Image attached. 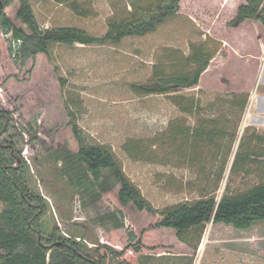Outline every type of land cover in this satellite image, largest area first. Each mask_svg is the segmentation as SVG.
Wrapping results in <instances>:
<instances>
[{"label": "rangeland", "instance_id": "obj_1", "mask_svg": "<svg viewBox=\"0 0 264 264\" xmlns=\"http://www.w3.org/2000/svg\"><path fill=\"white\" fill-rule=\"evenodd\" d=\"M29 1L41 28L74 27L100 37L111 18H126L161 0H74L90 13L87 17L58 0ZM244 3L184 0L177 14L145 36L118 43L54 44L53 63L38 60L33 88L6 70L0 109L14 112L12 129L2 140L26 161L27 186L45 201V234L57 228L65 237L84 235L87 254L94 257L99 244L126 246L124 235L118 236L121 245L113 238L121 221L137 230L152 225L131 210L124 217L110 212L117 206L114 193L104 195L112 184L109 174L91 173L65 148L66 143L76 148L66 127L68 108L85 143L111 150L130 181L160 211L202 198L220 201L264 183V27L256 20H235ZM198 47L214 57L199 85L177 94L198 103L193 114L173 103L174 94L134 92L155 73L191 70L186 59ZM58 77L64 79L62 88ZM185 128L184 136L173 137ZM129 140L157 143L151 149L154 162L131 160L123 150ZM158 233L144 235L157 248L144 250L153 255L144 264H264V222L248 230L210 223L202 234L189 232L187 239L199 246L195 256L165 250L173 234Z\"/></svg>", "mask_w": 264, "mask_h": 264}, {"label": "trees", "instance_id": "obj_2", "mask_svg": "<svg viewBox=\"0 0 264 264\" xmlns=\"http://www.w3.org/2000/svg\"><path fill=\"white\" fill-rule=\"evenodd\" d=\"M58 1L68 5L80 16L90 15L74 0ZM183 1L161 0L153 8L130 12L126 18L113 17L109 21L107 33L95 37L74 27L43 29L29 0H0V80L10 70L21 83L33 88L31 80L34 78L39 58L44 57L48 63H53L50 51L52 45L118 43L127 37L145 36L177 14ZM244 1L238 7L235 20L238 23L256 20L264 27V0ZM11 10H14L13 15L10 14ZM213 57L212 53L198 47L186 59L191 70L170 75L155 73L148 85L135 86L133 90L140 96L174 94L173 103L183 113L191 115L198 108V103L177 94L181 90L199 85L201 76ZM53 69L54 72L57 70L54 66ZM21 72L22 75H18ZM58 82L62 88L64 79L58 77ZM2 91L0 88V92ZM13 112L0 109V264H144V258L153 256L144 250L157 249L154 245H149L152 240L144 238L149 232L153 234V238L158 232L172 233L171 248L165 250L177 253L189 251L195 256L199 246L187 239L189 232L198 231L202 234L210 223L248 230L256 223L264 222V183L242 194L225 195L220 201L215 197H208L158 210L130 181L111 150L101 145L85 143L76 117L68 108L66 127L76 143V148L71 149L68 143L65 148L83 160L91 173L109 174L112 184L104 195L114 193L117 206L110 212L124 217L126 210H131L142 215L147 223H152L145 229L137 230L121 221L113 228V232H116L113 238L121 245L122 239L118 236L122 238L124 235L126 246L118 249L99 244L95 247V256L92 257L87 254L89 247L84 243V235L76 238L65 237L57 228L46 234L42 231L41 222L46 214L45 201L27 186L26 161L13 144H6L2 140L12 129ZM187 132L189 129L185 128L174 132L173 137L184 136ZM201 133L205 134L204 131H200ZM156 144L153 141L129 140L123 150L133 161L151 163L154 162L151 149ZM247 158L245 155L242 159Z\"/></svg>", "mask_w": 264, "mask_h": 264}, {"label": "water", "instance_id": "obj_3", "mask_svg": "<svg viewBox=\"0 0 264 264\" xmlns=\"http://www.w3.org/2000/svg\"><path fill=\"white\" fill-rule=\"evenodd\" d=\"M2 6V5H1Z\"/></svg>", "mask_w": 264, "mask_h": 264}]
</instances>
